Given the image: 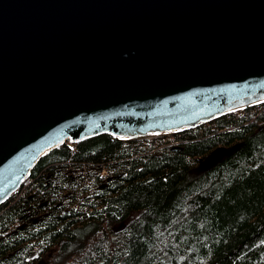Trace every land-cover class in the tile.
Wrapping results in <instances>:
<instances>
[{"label":"water","instance_id":"obj_1","mask_svg":"<svg viewBox=\"0 0 264 264\" xmlns=\"http://www.w3.org/2000/svg\"><path fill=\"white\" fill-rule=\"evenodd\" d=\"M263 104L264 0H0V205L63 145Z\"/></svg>","mask_w":264,"mask_h":264},{"label":"trees","instance_id":"obj_2","mask_svg":"<svg viewBox=\"0 0 264 264\" xmlns=\"http://www.w3.org/2000/svg\"><path fill=\"white\" fill-rule=\"evenodd\" d=\"M259 108L155 151L107 135L53 150L0 205V264H264Z\"/></svg>","mask_w":264,"mask_h":264},{"label":"built area","instance_id":"obj_3","mask_svg":"<svg viewBox=\"0 0 264 264\" xmlns=\"http://www.w3.org/2000/svg\"><path fill=\"white\" fill-rule=\"evenodd\" d=\"M261 105H259V106H255V107H252V108H254V110H253V112L255 113V112H259V110L261 109V108H259ZM246 111V110H245ZM244 111H241V112H239V113H243ZM166 137H168V136H166ZM166 137H156V138H148V139H143V140H139V141H135V142H141V144H142V146L143 147H148V146H152L154 149L152 150V151H155V150H158V149H160V148H162L163 146H164V144L162 145V143H155V142H157V141H155V140H157V139H160V138H166ZM153 141V142H152ZM152 142V143H151ZM153 144V145H152ZM176 144V143H175ZM69 145H71V144H69ZM72 149L73 150H75V147H72ZM26 192V189H25V187H22L21 188V186H20V188L13 194L14 195V197L15 198H18V197H20V196H22L24 193ZM12 195V196H13Z\"/></svg>","mask_w":264,"mask_h":264},{"label":"rangeland","instance_id":"obj_4","mask_svg":"<svg viewBox=\"0 0 264 264\" xmlns=\"http://www.w3.org/2000/svg\"><path fill=\"white\" fill-rule=\"evenodd\" d=\"M78 205L75 204L74 207H76ZM79 210H83V211H86L88 214H89V210H88V207H83L82 209L78 207ZM55 256V257H54ZM54 256L49 258L48 260L46 259L44 262H42L41 264H52L51 262H54L56 259H58V257H56V254L54 253Z\"/></svg>","mask_w":264,"mask_h":264},{"label":"flooded vegetation","instance_id":"obj_5","mask_svg":"<svg viewBox=\"0 0 264 264\" xmlns=\"http://www.w3.org/2000/svg\"><path fill=\"white\" fill-rule=\"evenodd\" d=\"M185 133V132H184ZM176 135V138H181L182 137V133H179V134H175ZM98 137V136H97ZM110 137V136H109ZM94 138H96V137H94ZM111 138V137H110ZM92 139V138H91ZM112 139V138H111ZM176 148H180L181 146L178 144V145H176L175 146ZM166 148H168V147H166ZM173 150V149H172ZM101 176H103V177H106V179H108V177H107V174L106 173H104V175H101ZM43 207H46V203H44L43 204Z\"/></svg>","mask_w":264,"mask_h":264},{"label":"bare ground","instance_id":"obj_6","mask_svg":"<svg viewBox=\"0 0 264 264\" xmlns=\"http://www.w3.org/2000/svg\"><path fill=\"white\" fill-rule=\"evenodd\" d=\"M105 172H102L101 175H104Z\"/></svg>","mask_w":264,"mask_h":264}]
</instances>
